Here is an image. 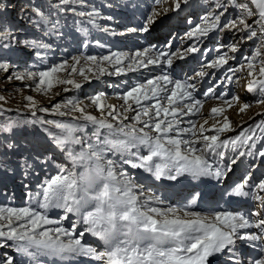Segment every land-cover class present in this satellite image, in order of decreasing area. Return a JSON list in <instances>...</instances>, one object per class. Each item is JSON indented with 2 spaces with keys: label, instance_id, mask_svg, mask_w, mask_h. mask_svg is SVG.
I'll use <instances>...</instances> for the list:
<instances>
[{
  "label": "snow or ice",
  "instance_id": "1",
  "mask_svg": "<svg viewBox=\"0 0 264 264\" xmlns=\"http://www.w3.org/2000/svg\"><path fill=\"white\" fill-rule=\"evenodd\" d=\"M167 2L150 0L145 6L150 9L147 11L137 5L133 16L138 12L143 23L137 22L135 27L125 24L123 31L111 27H103V31L112 36L146 33L162 12L179 14L185 10L182 5L189 4V0H171L172 7H163L161 12L157 5ZM215 6L220 11L205 14L201 22L190 27L181 38L182 44L191 41L187 47L172 51L170 40L165 45H152L135 52L110 50L100 56L82 53L71 57V63L63 60L56 64H47L38 51L50 49L51 44L42 38L18 39L17 33L22 30L0 16V71L10 73L5 76L9 82L13 79L32 81L37 92L47 94L55 84L80 89L82 82L90 79L89 73L95 79L105 74L132 73L135 77L123 84L126 90L119 96L123 101L119 109L105 103L104 92L90 97L91 103L101 111L99 118L87 112L86 105L76 97H68L51 108L38 107L32 96L25 98L29 101L25 111L30 112L31 119L19 123L39 125L58 149L66 151L71 167L55 163L50 154L34 157L41 165L54 163L57 174L44 179L35 193L29 192L24 206H0V249H13L20 257L17 261L13 255L2 251L0 264H24L25 259L27 264H56L51 258L61 262L91 258L102 264H212L224 255L226 264H243L236 249L238 242H245L252 249L245 254L247 264H264V173L257 182L254 173L243 168L242 179L229 193V196L251 197L258 202L255 213L227 209L206 213L193 210L197 198L203 199L201 193L189 192L190 199L179 207L168 205L155 194L145 197L143 185L124 168L130 165L131 169L151 174L156 181L183 184L189 178L201 180L203 177L222 182L233 171V166L243 167L242 158L259 157L264 163V119L248 124L237 135L226 136L236 129L229 117L223 115L225 107L211 109L213 117L220 114L223 119L222 122L216 120L210 127L208 119L200 123L193 118L202 115L201 109L208 99H218L228 108L237 104L241 113L248 109L250 104L241 101L239 95L232 94L229 99L227 90L217 93L218 88L225 87V82L238 83L241 79L238 73L247 80L246 94L255 95L257 102L264 105V0H217ZM85 7L91 10H82ZM230 7L235 10L234 16H226ZM32 13L37 17L32 23L43 29L44 37L56 35L63 39L59 31L61 21L57 18L60 13H72L74 17L85 18L92 27L100 28L97 21L101 12L95 5H88L87 0H58L50 4L47 11L33 6ZM105 19L112 21L114 17L109 15ZM188 23L191 26L193 21ZM78 31L85 37L89 34L88 27H80ZM226 32L233 38L240 34L241 40H260L254 54L243 57L235 68L225 67L236 59L239 51L238 42L220 43ZM213 36L216 45L212 49L204 48L205 41ZM96 43L104 47L99 41ZM16 45L34 50L39 63L30 64L22 71L17 69L11 62ZM83 47H88L87 40ZM213 52L215 58L205 60L194 77L186 74L183 79L173 77L175 61L188 58L200 63L202 56ZM82 62L83 66L77 67ZM69 68L83 80L78 82L57 75ZM205 69L213 71L209 73ZM145 71L152 73V77H146ZM217 72L222 73L219 82L208 87L202 98H197V81L216 76ZM69 90L68 87L63 89ZM4 99L0 96V101ZM3 111L0 106V112ZM38 112L71 119H45ZM131 112L135 113L131 116L133 122L126 123ZM185 117L189 118L185 120ZM89 125L94 128L91 135L85 131ZM13 131L11 122L0 127V133ZM6 146L15 147L13 143ZM117 155L119 161L115 159ZM19 163L25 169L32 167L27 158ZM85 165L102 181L100 191L90 197L96 202L92 206L82 205L77 196L84 177L81 175L78 181L76 169ZM153 202L160 206H153ZM50 210H62L63 214L53 219ZM71 217L74 220H70ZM68 220L70 227H65L64 222ZM88 234L102 241L103 250L98 251L83 241Z\"/></svg>",
  "mask_w": 264,
  "mask_h": 264
},
{
  "label": "rangeland",
  "instance_id": "2",
  "mask_svg": "<svg viewBox=\"0 0 264 264\" xmlns=\"http://www.w3.org/2000/svg\"><path fill=\"white\" fill-rule=\"evenodd\" d=\"M9 2H11L12 5L15 3L17 5L13 16L9 13L5 14L2 12V10L4 11L5 5H8ZM56 3H58V0H14V2L13 0H0V16L6 17L17 29L22 30L17 33L18 39L42 38L45 42L52 45V47L48 50H38L40 51L41 57L45 58L47 64H56L62 62L63 60H68L71 63V57L79 56L82 53L85 56H100L108 54L110 50L135 52L137 50H143L144 48L152 45H156L158 47L165 45L170 40L173 42L171 50L175 51L177 48L187 47L188 44L191 43V41H185L182 44L181 38L184 37L185 33L190 30V27H195L196 23L201 22V17L209 12L220 11L216 9L215 6L217 0H189V4L186 7L182 5V8L185 9L184 11L179 12V14L169 11L168 13H171V15L167 16L166 14H163L162 9L163 7H172L171 0H168V2L163 5H157V7L161 9L162 14L157 18L148 32L131 34L128 36H112L109 33H105L103 31V27H111L115 28L117 31H123L125 24L129 27H135L137 22L143 23V17L140 16L138 12L135 16H133V12H135L137 5H139L142 10H150L145 8V6L150 3V0H87L88 5H95L101 12V17L97 21L100 25V28L92 27L85 18L74 17L72 13H68L67 15L60 13L58 14L57 18H59L61 21V28L59 31L63 36V39L57 38L56 35L44 37L43 29L34 26L32 23V21L37 19V17L32 13V7H39L41 10L47 11L50 4ZM252 7L254 8V5H252ZM82 10L89 11L91 9L85 7ZM22 11H24V14ZM234 14L235 10L230 9L226 16H234ZM109 15L114 17L112 21L105 19V17ZM13 17L16 21L12 20ZM189 20L193 21L191 26L188 23ZM249 22H251V20ZM80 27L89 28V34L87 37L78 31V28ZM160 30H162V33H159ZM239 39L240 34H237L235 38H233L230 33L226 32L223 34L220 43L227 45L229 43H236L240 41ZM85 40L88 41L87 48L83 47V42ZM97 41L104 45V47H98L96 43ZM215 45L216 39L213 36L212 38L205 41L203 47L212 49ZM259 46L260 40L258 38L252 43H245L243 48L239 49L238 51L242 54L240 56L235 54L236 59L230 60L229 65L225 67H238L242 62V58L252 56ZM14 47L20 48L19 51L16 50L11 56V62L16 65L17 69L22 71L30 64L39 63L40 58L34 55V50L22 45H16ZM213 58H215L214 52L206 56H202L200 63L192 61L189 63V65H193L194 69L193 67L192 69L194 71H198L205 60H211ZM178 61L179 60L175 61L174 63L173 67L175 70L172 75L175 79H183L185 74L187 76L190 74H188L187 70L184 71V66L183 68H177ZM81 66H83V62L77 67ZM205 70L209 73L213 71L211 69ZM109 71H112L111 67H109ZM93 72H95V68H93ZM190 72L191 71H189V73ZM8 74L0 71V96L5 97L4 100L0 101V106H2L5 110L0 112V127L4 126V123L8 122V120L12 118L13 121L11 123H13L14 131L12 133H0V170L3 171V169H5L7 173H10L15 187H12V182L0 174V206L18 207L25 205L28 198V193H35L37 191L38 185L41 184L44 179H50L52 175L57 174L54 163L49 162L46 165H41L34 159V157L37 155H48L52 153V146L45 141L44 137L47 134L43 132L39 125L19 123L20 120L31 119L30 112L25 111V105L29 103V101H27L25 98L27 96H32L38 107L51 108L56 103H63V101L68 97H76L82 102L83 105H86L87 112L99 118L101 116V111L91 103L90 97L94 96L98 92H104L105 103L112 105L111 102L114 101V105L119 109V105L123 103V101L119 99V96H121L126 90L123 84L125 82L134 80L135 77L132 73H126L121 76L105 74L104 76H100L99 79H95L91 78L92 73H89L88 75L90 76V79L86 82H82L80 89H72V86L70 85L55 84L54 87L47 94H45L43 92H37L35 90V84H33L32 81L25 80L21 82L15 79H13L11 82L7 81L5 76ZM69 74L71 75L69 76ZM217 74V76L209 75L205 77V81H209V84H204L203 86L201 84L197 85V98H202L203 92L206 91L205 88L209 86L210 83L214 84L215 82L213 81L215 79H217L219 82V75H222V73L217 72ZM57 75L61 78H74L78 82L83 80V78L78 73H71L70 68L67 72L62 71ZM144 75L148 78H151L153 74L145 71ZM194 75L195 73L191 76L194 77ZM237 75L241 76V79L238 83L228 84L225 82V87L218 88L217 93L219 94V92L227 90L229 92V96L227 98L229 99L232 94L239 95L241 101L248 102L250 104L248 109H245L244 112L241 113L239 111V105L236 106V104H234L233 107L228 108L227 106H224L218 99H208L203 104L202 108L204 110H202V115L193 117L200 123H202L204 119H208V127H210V125L216 120H220L222 122L223 119L222 115L220 114H215L213 117L211 114V109L213 107H225V113L223 115H227L229 117L232 126L236 129L235 132H229L226 134V136L237 135L239 131L242 128L247 127L248 124L264 119V105H261L257 102L258 98L255 95L246 94L247 80L243 78L242 73H238ZM26 84L31 85V87H25ZM65 87H68L70 90L68 92L63 91ZM118 88H121L122 90L116 91ZM110 96H112V98H109ZM16 109L20 110L19 113L16 111ZM120 110L122 111V109ZM106 111L107 110H105V112ZM134 114V112L128 113L129 119L125 122L132 123L133 121L131 120V116ZM38 115H43L45 119H58L61 121L71 119V117L68 116L58 117L50 113L38 112ZM75 115H79V113H76ZM188 118L189 117H185L184 119L187 120ZM49 128L52 131H56L51 126H49ZM85 131L91 135V133L94 131V128L93 126L89 125ZM8 143H13L15 147L12 149L7 148L6 145ZM75 150H79L78 146L75 148ZM24 158H27L28 162L32 164V167L28 168V170L31 171L30 178L26 177L27 171H24L23 173V168L19 163ZM115 159L119 161L117 156ZM242 159L245 160L244 165L252 164V170H257L260 173V178H262L261 174L264 173V163H262L261 158L254 157ZM53 160L55 163L63 164L65 167H71V162L64 160L63 157L61 159L60 154L58 153L55 154ZM124 168L129 172L126 167ZM233 171H236L239 173V175H241L243 170L235 168ZM130 173L131 172H129V174ZM254 176L256 177V175ZM143 189L145 197H147L150 194L149 188L143 187ZM178 202H182L184 205L188 202V199L185 197L183 201L178 200ZM153 206L160 205H156L153 202ZM194 210L210 212L211 209L208 210L206 208L205 210L204 208L201 210ZM62 214V210H60V212L50 215V218L56 219ZM70 220H74V217H71ZM70 220L64 222L65 227H70ZM93 240L94 239H92L90 234L83 238L84 242L96 247L98 251L103 250V247H98L99 243ZM2 251H7L8 254L13 255L17 261L20 260L19 254H16L13 249H0V252ZM51 259L56 260V264H102V262H95L91 258H78V260L75 262H61L57 258ZM24 264H27L26 259Z\"/></svg>",
  "mask_w": 264,
  "mask_h": 264
},
{
  "label": "bare ground",
  "instance_id": "3",
  "mask_svg": "<svg viewBox=\"0 0 264 264\" xmlns=\"http://www.w3.org/2000/svg\"><path fill=\"white\" fill-rule=\"evenodd\" d=\"M13 2H14V0H13ZM8 5H11V8H13V5H12V3L11 2H9L8 3ZM8 5H6V6H8ZM17 6V5H16ZM26 10V9H25ZM5 14H11L12 15V13H10V12H4ZM23 14H24V12H23ZM13 16V15H12ZM12 20H14V21H16L15 20V18L13 17V19ZM162 30H160V32L159 33H162L161 32ZM162 35V34H161ZM257 38H253L252 40H250L249 42H247L245 39H244V44L243 45H245V43H252V42H254L255 40H256ZM242 44V41L240 40V42H239V45H241ZM241 48H243V46H241ZM17 51H19V50H17ZM190 62H192V60H190V59H188V58H185V61H178L177 62V65H178V67L177 68H180V67H182L183 68V66H184V71H185V69H188V68H190L191 67V69H190V73L188 72V74H190L188 77H192L191 75H193L195 72H196V70L194 71L193 69H194V66L193 65H190V67H189V63ZM192 67H193V69H192ZM193 70V71H192ZM183 72V71H182ZM218 75V74H217ZM216 75V76H217ZM219 76H221V75H219ZM201 81V82H200ZM208 82V83H207ZM213 82H215V83H218V81H217V79H215ZM203 83V84H202ZM214 83V84H215ZM204 85V84H209V81H205V78L203 79V80H199V81H197V85ZM211 86H213V84H211L210 83V85L209 86H207L205 89H207L208 87H211ZM204 88V87H203ZM118 90H122L121 88H118V89H116V91H118ZM109 98H112V96H110ZM201 98V97H200ZM112 103V105L113 106H115L114 105V101L113 102H111ZM111 105V104H110ZM224 106H226V105H224ZM236 106H237V104H236ZM236 108V107H235ZM202 110H204L203 108L201 109V112H202ZM204 112V111H203ZM204 114V113H203ZM10 117V116H9ZM124 167H126L128 170H129V172H131L130 174L133 176V178H136V179H138L139 180V182L143 185V187L144 188H149V189H152V188H157V189H168V190H170V192H172L171 193V196L170 197H166V198H163V197H161V198H163L164 200H166V202H167V204L168 205H172V206H183V204L182 203H180V202H178V199H179V194H182V193H184V194H187V193H189V192H193V191H197L198 189H196V188H190L189 186H185L184 184H175V182H168V187H160V185L162 184V181H156L152 176H151V174H149V173H145V172H143V170H140V169H131V167H130V165H128V166H124ZM238 175L239 174H237V173H232V175H230V176H228V181L227 182H230V181H232L233 180V178H237L238 177ZM238 180L240 181L241 180V178H238ZM149 194V193H148ZM150 195V194H149ZM235 196H231L230 198H229V200H232V198H234ZM236 198H241V197H235L234 199H233V201L236 199ZM180 201V200H179ZM233 201H230V202H233ZM203 202H197V204L194 206V209H204L205 208V210H206V208L207 207H209L208 205H210V206H213L214 207V209H213V211H220V210H225V209H227V210H230V211H240V212H248L249 214H252V213H255V211H256V208H250L249 206L251 205V204H253L254 205V201H247V203L246 204H239L238 205V207H235L234 205H230V204H225V205H223V204H217V205H219V206H217V205H213V204H211L210 203V200H204V204H202ZM193 209V210H194ZM207 209H211V208H207ZM252 209H255V211H253ZM204 210V211H205ZM197 211V210H196ZM213 211H211L210 210V212H213ZM57 212H60V210H50V215H52V214H56ZM207 213V212H206ZM92 239H94L93 241H96V242H98L99 240L98 239H96V238H93L92 237ZM91 241V240H90ZM241 245L242 243L241 242H238V245ZM237 246V245H236ZM98 247H100L101 248V246H98ZM236 249H237V247H236ZM238 251V250H237ZM239 252V251H238ZM245 252V251H244ZM242 253H243V251H242ZM241 254V253H240ZM223 257V261L225 260V258H227L226 257V255H224V256H222ZM241 259H242V261H244V264H247V258H246V256L245 255H243V254H241ZM246 262V263H245Z\"/></svg>",
  "mask_w": 264,
  "mask_h": 264
},
{
  "label": "clouds",
  "instance_id": "4",
  "mask_svg": "<svg viewBox=\"0 0 264 264\" xmlns=\"http://www.w3.org/2000/svg\"><path fill=\"white\" fill-rule=\"evenodd\" d=\"M77 178L83 175V182L79 183V191L77 192V196L81 201L82 205L92 206L96 202L90 200V197L98 193L102 187V181L98 180L93 172L90 171L88 166H81L76 169Z\"/></svg>",
  "mask_w": 264,
  "mask_h": 264
}]
</instances>
